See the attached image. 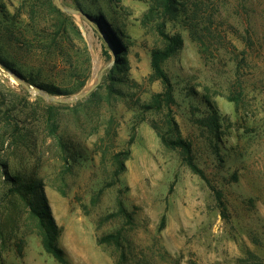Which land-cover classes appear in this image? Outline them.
I'll list each match as a JSON object with an SVG mask.
<instances>
[{
	"label": "rangeland",
	"instance_id": "374dc122",
	"mask_svg": "<svg viewBox=\"0 0 264 264\" xmlns=\"http://www.w3.org/2000/svg\"><path fill=\"white\" fill-rule=\"evenodd\" d=\"M59 1L0 0V264H264V0Z\"/></svg>",
	"mask_w": 264,
	"mask_h": 264
},
{
	"label": "trees",
	"instance_id": "16d2710c",
	"mask_svg": "<svg viewBox=\"0 0 264 264\" xmlns=\"http://www.w3.org/2000/svg\"><path fill=\"white\" fill-rule=\"evenodd\" d=\"M180 45L178 40H173L166 48L162 49V50H156L152 53V71L154 73V75L159 79L162 80L164 82L167 81L162 68L160 67V64L167 58H169L174 51L176 50V48ZM0 63L2 64V61L0 59ZM100 86H98L99 89ZM168 97L170 98V94H168ZM162 141L164 144L167 145H172L174 147H179L182 149V151L185 154H188L189 152V147L186 143H184L181 139H176V141H166L162 138ZM190 166L191 163H188ZM2 176L4 179L9 180V175L8 172L6 170H4L2 172ZM42 200H44V196L41 197ZM47 211V207H45V209ZM44 243H45V247L46 249L60 262H64V254L62 252L61 249H59L55 243H54V238H53V234H55L56 232V226L54 224V222L52 221L51 218L47 219V224L44 227Z\"/></svg>",
	"mask_w": 264,
	"mask_h": 264
},
{
	"label": "water",
	"instance_id": "95a60500",
	"mask_svg": "<svg viewBox=\"0 0 264 264\" xmlns=\"http://www.w3.org/2000/svg\"><path fill=\"white\" fill-rule=\"evenodd\" d=\"M57 7L63 11L64 13L70 14V15H77V16H83L81 11L75 10L73 8L70 7H65L63 6L59 0H55ZM9 76L8 73L4 72L3 70L0 69V76ZM100 79V75H98L96 82L94 83V86H96L98 84V81ZM22 86L28 90V91H37L39 95H41L43 98L48 99L52 102H56V103H74L75 101L81 99L82 97H84L85 95L89 94L90 91L93 89V87H90L88 89H86L83 93H79L77 95H74L71 98H67V99H60V98H56V97H52V96H48V95H44L41 94V92L35 88V89H31L30 87L26 86L25 84L21 83Z\"/></svg>",
	"mask_w": 264,
	"mask_h": 264
},
{
	"label": "bare ground",
	"instance_id": "6f19581e",
	"mask_svg": "<svg viewBox=\"0 0 264 264\" xmlns=\"http://www.w3.org/2000/svg\"><path fill=\"white\" fill-rule=\"evenodd\" d=\"M92 81H93V80H92ZM90 85H91V84H90ZM89 87H90V86H89ZM89 87H88V88H89Z\"/></svg>",
	"mask_w": 264,
	"mask_h": 264
}]
</instances>
